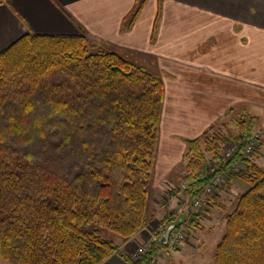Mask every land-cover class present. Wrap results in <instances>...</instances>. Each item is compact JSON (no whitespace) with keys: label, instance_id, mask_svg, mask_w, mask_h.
Segmentation results:
<instances>
[{"label":"trees","instance_id":"1","mask_svg":"<svg viewBox=\"0 0 264 264\" xmlns=\"http://www.w3.org/2000/svg\"><path fill=\"white\" fill-rule=\"evenodd\" d=\"M163 91L158 75L85 34L26 33L0 52L1 260L101 264L117 253L128 264H148L156 243L131 258L113 237L126 241L148 221ZM254 122L243 113L233 121L236 133L224 125L225 134L209 127L184 139L181 181L189 199L221 171L224 182L247 185L223 216L213 264H264V171L243 154L242 141ZM229 141L235 150L209 172V160L219 162ZM235 164L243 168L233 171ZM217 190L207 193V207H220ZM187 223L202 228L198 213Z\"/></svg>","mask_w":264,"mask_h":264},{"label":"crops","instance_id":"2","mask_svg":"<svg viewBox=\"0 0 264 264\" xmlns=\"http://www.w3.org/2000/svg\"><path fill=\"white\" fill-rule=\"evenodd\" d=\"M136 2L0 0V52L26 33L85 34L92 41L96 39L103 49L117 48L122 56L121 49H128L155 58L156 69L161 73L173 70L162 77L165 90L175 89L182 94L185 90H227V94L247 90L249 64L254 67L256 79L264 78V0H145L125 24ZM226 92L221 104L239 102ZM217 93L213 94V101L218 99ZM180 101L169 103L182 111L185 105ZM212 119L194 121L200 129L193 137L204 131ZM188 138L192 137H185ZM162 216L166 223L169 217L165 212ZM185 216L182 212L175 219ZM126 245L123 242L118 247L129 256ZM158 248L164 245L159 243ZM186 248L176 252L182 261L188 255L183 256ZM101 264L128 262L113 253Z\"/></svg>","mask_w":264,"mask_h":264},{"label":"rangeland","instance_id":"3","mask_svg":"<svg viewBox=\"0 0 264 264\" xmlns=\"http://www.w3.org/2000/svg\"><path fill=\"white\" fill-rule=\"evenodd\" d=\"M130 15L131 14L125 18V24L129 23ZM89 41L92 45L102 48L96 42V39L94 41L89 39ZM109 49L104 50L109 51ZM115 49L116 50L113 51L119 54V50L117 48ZM121 51L124 53L121 52L124 56L121 54L119 55L123 58L158 75L162 81L163 75L172 74L174 72L169 69L172 71V73H170V71L166 69L161 73L156 69L155 58L143 53L132 52L128 49H121ZM128 53L134 56V58H132L133 60ZM142 62L145 63L146 67L142 65ZM248 68L247 90H233V94L229 93L232 99H240L239 102L235 104V101H229L224 105L220 103L222 102V98L225 99V92L227 90H185L184 94H182L183 91L176 92L175 89L165 90V85L163 84L164 91L158 125V144L149 187L148 221L126 241H121L118 237H113L114 242H116L117 245L120 246V244L124 242V244H127L125 248H128L130 252H132L137 246L139 247L145 244L149 238H151L152 234L160 237L163 233L164 226L167 224V222L164 223L162 221V214L165 212L170 218H172L171 220H173L182 212L185 213L191 205L190 203L193 199H189L182 191L185 187L181 181V176L184 170L183 159L186 151V142L184 139L187 136L194 138L193 135H195L200 129L199 125L195 127V122L199 119L205 117L209 119L213 118L210 120L209 125L204 129L206 130L207 128L212 127L210 133H218L221 131L222 134H225V132H223L225 128L222 129V126L226 125L230 132L236 133L235 128L232 125L233 121L235 119L238 120L243 113L253 116L255 118V128L251 135L254 138L253 147L258 144L259 148L256 154H249L246 156H250L256 165L264 171V78L259 80L254 77L255 73H253V65L249 64ZM204 80L207 83V78ZM216 92H218L217 96L219 97L217 100L213 101V94ZM229 94L226 92L227 96ZM235 94L237 97H235ZM239 95H241V97H239ZM169 100L174 102H179V100H181L180 102L182 105H185V110L183 109L180 111L175 109L176 105H173L172 103V106L169 103ZM214 102L215 104H213ZM218 102L219 104H216ZM251 136L249 138H252ZM247 139L248 138H242V141L245 142ZM231 148L234 150L236 148V143L233 141L224 143L221 146L220 152L224 153L228 150L231 151ZM251 151H253V148ZM206 156L209 159V155ZM227 158L228 156L226 159ZM213 163L217 162H211L209 160L207 165L209 172H211V165ZM238 166H240V168L238 167L237 171L243 168L241 167V164ZM232 170L234 171L233 168ZM223 177H225L226 180L227 171L224 172ZM227 184V181L220 183L217 192H215V195L217 196L216 202L220 207L215 206V208H213V206L207 207L205 205L200 207L198 212H193L199 214V224L202 228L189 230L187 228L188 223H186L184 228L181 229L180 235H173V241L169 245L164 246L162 249H156L148 263L154 258L153 264H161L163 261H167V264H179L181 262H184V264H213L215 246L224 230L223 216L233 207L237 195L247 187V185L238 180ZM203 195L204 193L202 192L200 196L203 197ZM151 209H154L155 211L152 212ZM153 243L154 242L152 241L149 244L151 245ZM184 247L186 248V253L183 256L186 254L188 255L187 257H183L182 261V256L177 255L176 257V252L182 251L181 248ZM121 252L124 251L121 250ZM157 252L158 254H156ZM129 257H131L130 254ZM178 258H180V260ZM0 264L9 263L0 259Z\"/></svg>","mask_w":264,"mask_h":264},{"label":"built area","instance_id":"4","mask_svg":"<svg viewBox=\"0 0 264 264\" xmlns=\"http://www.w3.org/2000/svg\"><path fill=\"white\" fill-rule=\"evenodd\" d=\"M252 138H248L246 141H245V148H244V150H243V154L244 155H249V154H251V150H252V148H253V144H254V138H253V136H251ZM232 150L230 151V150H228V151H226V152H222V154H221V156H220V159H219V162H217V163H213L212 165H211V170L210 171H214V169L216 168V167H218V165L220 164V162H222V161H224L225 159H226V157L227 156H230V154L233 152V148H231ZM224 154V155H223ZM239 164H235L232 168L234 169V171H237L238 169V167L240 168V166H238ZM223 174H224V172H218L216 175H215V177L213 178V180H212V182H211V184L210 185H207L206 187H205V189H204V191H203V193H204V195H203V197H197V198H194L193 200H191V205L188 207V209H187V211L185 212L186 213V217H185V219L184 220H182V221H179V222H175V220H172V221H170L171 223L172 222H174L173 223V225H172V229H171V231H170V233H169V235L167 236V238H166V241H165V243H160L159 241H158V239H159V236H154V234H152V236H151V238H149V240L145 243V244H143V245H141V246H137L132 252H129V254H130V256L132 257V258H136L139 254H141V253H143V252H145V251H147L148 250V248L151 246L149 243L150 242H154V243H156L157 245L160 243V244H162V245H164V246H166V245H169L172 241H173V235H176V236H178V235H180V231H181V229L182 228H184V226L186 225V223H187V221H188V218H189V213L191 214V213H193V212H198L199 211V209H200V207H203V206H205L206 205V203L208 202V192H210V191H212V186H218L220 183H224V181H225V177H223ZM214 185H213V184ZM176 217V216H175ZM169 222V223H170ZM166 226H167V224L164 226V228H163V231L162 232H164V230H165V228H166ZM161 232V233H162ZM162 235V234H161ZM175 236V237H176ZM156 254H158V252L156 253ZM154 258H152V261L151 262H149L148 264H153V262H154V260H153Z\"/></svg>","mask_w":264,"mask_h":264},{"label":"water","instance_id":"5","mask_svg":"<svg viewBox=\"0 0 264 264\" xmlns=\"http://www.w3.org/2000/svg\"><path fill=\"white\" fill-rule=\"evenodd\" d=\"M186 217V216H185ZM185 217L182 219V220H184L185 219ZM182 220H180L179 218H177L176 220H175V222H179V221H182ZM173 223L174 222H170L168 225H167V227L165 228V230H164V232L162 233V235L159 237V239H158V241L160 242V243H165V241H166V238H167V236L169 235V233H170V231H171V229H172V225H173Z\"/></svg>","mask_w":264,"mask_h":264}]
</instances>
